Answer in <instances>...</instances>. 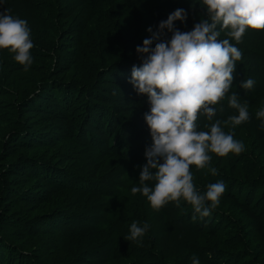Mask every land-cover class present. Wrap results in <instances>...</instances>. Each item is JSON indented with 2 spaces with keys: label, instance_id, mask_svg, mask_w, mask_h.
<instances>
[{
  "label": "trees",
  "instance_id": "obj_1",
  "mask_svg": "<svg viewBox=\"0 0 264 264\" xmlns=\"http://www.w3.org/2000/svg\"><path fill=\"white\" fill-rule=\"evenodd\" d=\"M199 4L0 0V12L28 22L34 43L27 71L0 49V264H192L194 256L200 264H264V127L256 117L264 107V30L246 29L230 91L212 121H197L208 131L205 123L238 115L228 106L232 93L249 106L247 122L225 127L245 151L210 153L216 175L190 165L201 192L226 184L219 206L193 221L186 202L155 211L131 192L151 144L147 96L128 82L141 63L135 48L177 8L187 19L175 28L191 31L206 18ZM249 78L254 87L242 89ZM134 221L150 227L127 241Z\"/></svg>",
  "mask_w": 264,
  "mask_h": 264
},
{
  "label": "clouds",
  "instance_id": "obj_2",
  "mask_svg": "<svg viewBox=\"0 0 264 264\" xmlns=\"http://www.w3.org/2000/svg\"><path fill=\"white\" fill-rule=\"evenodd\" d=\"M199 6L206 18L195 23L191 31L175 28V21L187 19L183 8L160 21L155 32L151 27L146 29L152 35L135 48L141 63L139 67L132 66L128 81L137 95L147 96L150 108L143 119L151 136V144L144 151L146 162L140 166L139 186H133L131 192L146 197L155 211L169 202L177 207L186 202L192 209L193 221L211 215L227 186L217 181L201 192L194 185L190 165L197 170L207 167L216 175L218 170L211 167L210 153L225 157L244 152L243 141L235 139L234 132L225 131V127L235 129L247 122L249 106L232 93L228 106L238 115L205 123L208 131L198 130V118L203 115L212 121L217 112L213 106L230 91L236 62L243 55L236 44L243 42L246 29L264 30V0H200ZM221 33L227 38L220 39ZM154 41L157 42L151 47ZM33 47L28 22L10 14V10L0 12V49H8L12 59L27 71L33 63ZM254 85L253 78L240 82L245 90ZM219 110L222 112L223 106ZM256 117L262 119L264 127V107L256 112ZM148 181L154 184L149 186ZM149 227L147 221L142 225L134 221L124 239L137 241ZM192 264H200L199 258L194 256Z\"/></svg>",
  "mask_w": 264,
  "mask_h": 264
}]
</instances>
